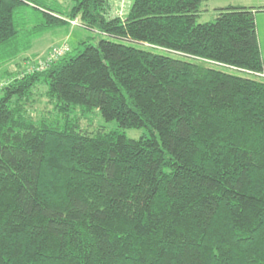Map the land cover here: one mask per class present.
Instances as JSON below:
<instances>
[{
	"label": "trees",
	"instance_id": "trees-1",
	"mask_svg": "<svg viewBox=\"0 0 264 264\" xmlns=\"http://www.w3.org/2000/svg\"><path fill=\"white\" fill-rule=\"evenodd\" d=\"M204 1L0 0V264H264V6ZM73 20L95 43L4 68Z\"/></svg>",
	"mask_w": 264,
	"mask_h": 264
},
{
	"label": "rangeland",
	"instance_id": "rangeland-1",
	"mask_svg": "<svg viewBox=\"0 0 264 264\" xmlns=\"http://www.w3.org/2000/svg\"><path fill=\"white\" fill-rule=\"evenodd\" d=\"M134 0H110L113 7V13L119 15H125L129 12ZM247 3L248 0H206L202 4V10L198 17V22H209L214 21L217 17L218 9L229 4V3ZM249 3V2H248ZM251 3L256 5L257 8L262 6L260 0H252ZM257 16V15H256ZM263 16V17H262ZM260 21V12H258V31L259 39L261 36L262 54L264 59V13L262 14ZM95 33L88 29H84L81 26L75 24H66L56 29L45 33L42 37L36 40L34 46L30 51L20 56L16 60L9 62L4 68H8L10 71H23L25 69L33 70L42 62L55 47L67 46L69 56H73L83 50L85 45L81 44L83 41L86 43H95ZM0 75V89L2 85L6 83ZM264 79V78H262ZM7 80V78H5ZM46 87L40 85L37 89V94L34 97L32 104L29 106V111L33 117L38 118L42 114L48 112L51 109V104L48 102L44 92ZM76 114L80 115L79 112L72 113V116ZM81 127L86 130L94 131L95 129L102 128L107 131L119 129L129 138H140L143 136H150L151 133L147 128H120L117 121H106L103 116L96 111L94 114L87 115L81 120Z\"/></svg>",
	"mask_w": 264,
	"mask_h": 264
},
{
	"label": "built area",
	"instance_id": "built-area-1",
	"mask_svg": "<svg viewBox=\"0 0 264 264\" xmlns=\"http://www.w3.org/2000/svg\"><path fill=\"white\" fill-rule=\"evenodd\" d=\"M71 23L75 24L76 26L80 24V22L78 20H73V21H71ZM68 51H69V48L65 45L53 48L52 51L50 52V54L33 69H40V70L45 69L53 61L60 58L61 56H63Z\"/></svg>",
	"mask_w": 264,
	"mask_h": 264
},
{
	"label": "crops",
	"instance_id": "crops-1",
	"mask_svg": "<svg viewBox=\"0 0 264 264\" xmlns=\"http://www.w3.org/2000/svg\"><path fill=\"white\" fill-rule=\"evenodd\" d=\"M251 1L252 0H248L249 3L248 2L247 3L246 2L245 3H229V4H227V5L223 6V7H227V6H231V5H242V6L256 7V5L251 3ZM260 3H262V6H264V0H260ZM263 13H264V11H260V21H261V19H263V18H261ZM257 20H258V13H257ZM260 42H261V36H260Z\"/></svg>",
	"mask_w": 264,
	"mask_h": 264
}]
</instances>
